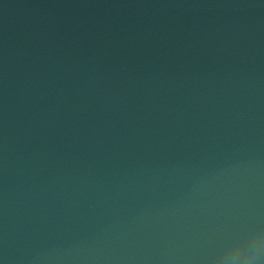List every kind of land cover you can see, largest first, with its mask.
Masks as SVG:
<instances>
[{"label": "water", "instance_id": "obj_1", "mask_svg": "<svg viewBox=\"0 0 264 264\" xmlns=\"http://www.w3.org/2000/svg\"><path fill=\"white\" fill-rule=\"evenodd\" d=\"M264 225V0H0V264H210Z\"/></svg>", "mask_w": 264, "mask_h": 264}, {"label": "clouds", "instance_id": "obj_2", "mask_svg": "<svg viewBox=\"0 0 264 264\" xmlns=\"http://www.w3.org/2000/svg\"><path fill=\"white\" fill-rule=\"evenodd\" d=\"M210 264H264V225L229 238Z\"/></svg>", "mask_w": 264, "mask_h": 264}]
</instances>
